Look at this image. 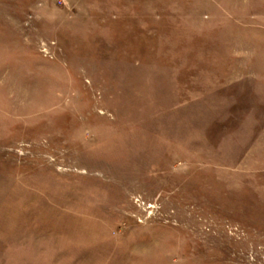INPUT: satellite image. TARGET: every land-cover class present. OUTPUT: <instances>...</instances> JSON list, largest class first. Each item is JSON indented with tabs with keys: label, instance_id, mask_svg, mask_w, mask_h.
Instances as JSON below:
<instances>
[{
	"label": "rangeland",
	"instance_id": "374dc122",
	"mask_svg": "<svg viewBox=\"0 0 264 264\" xmlns=\"http://www.w3.org/2000/svg\"><path fill=\"white\" fill-rule=\"evenodd\" d=\"M0 264H264V0H0Z\"/></svg>",
	"mask_w": 264,
	"mask_h": 264
}]
</instances>
